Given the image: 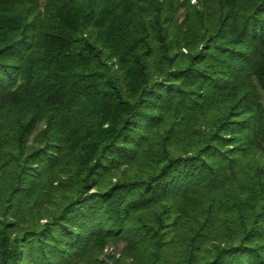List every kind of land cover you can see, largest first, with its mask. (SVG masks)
I'll use <instances>...</instances> for the list:
<instances>
[{"label": "trees", "instance_id": "16d2710c", "mask_svg": "<svg viewBox=\"0 0 264 264\" xmlns=\"http://www.w3.org/2000/svg\"><path fill=\"white\" fill-rule=\"evenodd\" d=\"M119 241L264 264V0H0V264Z\"/></svg>", "mask_w": 264, "mask_h": 264}, {"label": "rangeland", "instance_id": "374dc122", "mask_svg": "<svg viewBox=\"0 0 264 264\" xmlns=\"http://www.w3.org/2000/svg\"><path fill=\"white\" fill-rule=\"evenodd\" d=\"M191 5H196L197 0H190ZM183 51H185L183 49ZM125 245L124 241H119L117 243H109L100 255V259L104 260V264H130L131 259L120 260L121 251ZM119 260V261H118Z\"/></svg>", "mask_w": 264, "mask_h": 264}]
</instances>
